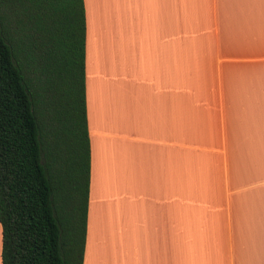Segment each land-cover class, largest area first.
<instances>
[{
    "label": "crops",
    "instance_id": "0c3cea01",
    "mask_svg": "<svg viewBox=\"0 0 264 264\" xmlns=\"http://www.w3.org/2000/svg\"><path fill=\"white\" fill-rule=\"evenodd\" d=\"M82 5V264H264V0Z\"/></svg>",
    "mask_w": 264,
    "mask_h": 264
},
{
    "label": "trees",
    "instance_id": "16d2710c",
    "mask_svg": "<svg viewBox=\"0 0 264 264\" xmlns=\"http://www.w3.org/2000/svg\"><path fill=\"white\" fill-rule=\"evenodd\" d=\"M82 0H0V264H82Z\"/></svg>",
    "mask_w": 264,
    "mask_h": 264
}]
</instances>
